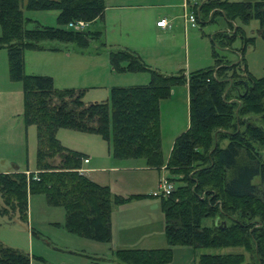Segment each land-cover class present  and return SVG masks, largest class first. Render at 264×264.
Returning a JSON list of instances; mask_svg holds the SVG:
<instances>
[{
	"label": "trees",
	"instance_id": "16d2710c",
	"mask_svg": "<svg viewBox=\"0 0 264 264\" xmlns=\"http://www.w3.org/2000/svg\"><path fill=\"white\" fill-rule=\"evenodd\" d=\"M24 7L58 9L59 25L33 20ZM191 7L200 22L222 14L233 28L210 35L213 65L188 76L184 72L169 75L151 68L134 51L113 50L116 69H148L151 80L113 86L110 100L86 101L83 88H59L51 75L27 73L24 54L27 48H59L47 47L44 40L87 47L101 31L68 24L103 18L105 0H0V48H7L12 77L23 82L24 117L35 124L38 137L35 170L0 171V215L28 221L29 196L42 193L49 204L64 207L70 231L101 241L112 239L114 205L137 195L113 194L110 185L83 172L86 153L58 137V129L69 127L101 134L112 141L117 157H144L152 167L165 165L168 179L175 181L168 195H158L166 215L168 245L118 248L116 264L168 263L174 258L175 245H190L197 251L240 245L250 252L249 263L240 251L201 252L195 264H264V75L250 70L244 53L254 37L235 23L257 18L264 38V0H203ZM30 21L35 22L33 27L27 26ZM239 35L244 43L241 58L225 59L221 50L234 48ZM186 80L190 126L177 136L165 162L160 101L171 95L174 84ZM254 114H260L262 122L253 120ZM207 217L213 222L204 223ZM0 264H31V255L0 241Z\"/></svg>",
	"mask_w": 264,
	"mask_h": 264
},
{
	"label": "rangeland",
	"instance_id": "374dc122",
	"mask_svg": "<svg viewBox=\"0 0 264 264\" xmlns=\"http://www.w3.org/2000/svg\"><path fill=\"white\" fill-rule=\"evenodd\" d=\"M105 2L108 6L104 17L89 22L86 27L101 30V36L92 39L85 48H80L75 42H65L64 45H68L70 50L63 52L27 48L24 54L26 72L51 75L59 88H83L86 101L110 100L113 86L147 84L152 76L148 69H116L111 61L113 50L134 51L153 69L169 75L184 72L188 76L195 69L214 64L210 35L229 28V22L222 14H218L215 20L204 23L198 20L196 26L187 27L184 15L194 11L191 5L196 0H191L192 4L186 8L185 0ZM24 12L42 24L59 25L58 9L24 7ZM160 16L171 19H168L170 27L166 30L156 26ZM235 23L242 26L248 36L254 37L247 43L244 53L250 70L257 76L264 75V38L259 32V20L251 18L244 22L236 19ZM34 24V21H30L27 26L33 27ZM44 42L63 43L59 40ZM243 45L239 35L233 43L234 48L220 50L225 54V59L237 61L241 58L240 48ZM160 118L162 149L167 162L177 136L190 126L188 80L174 84L171 95L161 99ZM253 120L261 121V115L254 114ZM58 137L65 145L91 154L92 161L86 165L99 167L92 174L93 178L110 185L113 194L137 195L125 204L114 205L112 230L120 229L118 240L112 235L111 242L101 241L70 231L65 225L64 207L49 204L46 196L38 193L31 194L29 198L28 221L0 215V241L28 252L31 264H116L115 249L121 239L144 241L148 244L144 246L168 245L162 197L152 195L153 191L159 189L161 180L165 179H159L160 168L148 165L144 157L115 156L112 141L99 133L61 127ZM25 148L28 149V158L20 166L24 170H35L37 128L34 123L25 120L23 82L12 77L7 48H0V152L6 158L0 163V168H13L9 158L20 152L25 155ZM81 170L85 172V167ZM164 172L169 175L167 169ZM169 181L176 186L174 180ZM259 181L260 177L256 176L255 182ZM212 222L213 218L204 220L206 224ZM124 227L128 232L121 230ZM201 249L203 252L217 253L243 251L246 261H251L250 252L240 245Z\"/></svg>",
	"mask_w": 264,
	"mask_h": 264
},
{
	"label": "crops",
	"instance_id": "0c3cea01",
	"mask_svg": "<svg viewBox=\"0 0 264 264\" xmlns=\"http://www.w3.org/2000/svg\"><path fill=\"white\" fill-rule=\"evenodd\" d=\"M196 2H203V0H196ZM191 0H185L184 2V8H186L188 5H191ZM107 3H106V9H107ZM105 9V11H106ZM162 18H166L168 23H169V20H171L170 18H168L167 16H160L158 18L159 19H162ZM169 19V20H168ZM157 20V21H158ZM157 21H156V26L163 29V30H166L167 28L170 27V23L169 25L167 26H160L157 24ZM188 27V26H187ZM186 27V28H187ZM101 31V30H100ZM102 32V31H101ZM44 45H46L47 47H50V46H56V47H59L58 49H49V48H46V50H53V51H69V47L68 45H64V43H50V42H43ZM120 49V48H119ZM12 126H14L13 124H11ZM86 153V152H85ZM86 157L89 158V161H84L83 163V166L85 167V173L87 175H89L90 177H94L92 174L97 170L99 169L98 166H87L86 164H90L91 161H92V156L90 153H86ZM25 158H28V149L25 148V155L23 153H18L16 155H13L11 156L9 159H11L12 163H13V168H10V169H4V168H0V171H16V170H24L21 168L20 166V163L23 162L26 160ZM3 160H6V158L4 157V154H2L0 152V163L3 162ZM152 167V166H151ZM164 169L166 170L167 168L165 167V165H163L162 167H160V173H159V179H162V178H165V179H168V174H165L166 172H164ZM26 171H31V170H26ZM162 177V178H161ZM94 179V178H93ZM96 180V179H95ZM98 181V180H97ZM100 182V181H98ZM102 183V182H100ZM104 184V183H103ZM153 195V193H152ZM31 196V194H30ZM29 196V198H30ZM154 196V195H153ZM133 201V200H132ZM125 204V203H124ZM112 226H113V223H112ZM116 228V227H115ZM117 229V230H116ZM116 229L113 228V236L115 238V240L117 239L118 240V233L120 232V229L117 227ZM122 231L124 232H128L126 231L127 230V227H124V228H121ZM149 236H153V234H148ZM116 240V241H117ZM108 242H111V241H108ZM139 245V246H138ZM144 245H148L146 243H144V241H137V242H132L130 239L129 240H125V239H121L119 240V242L117 243V249L118 248H129L131 246H138V247H155V246H151V245H154V244H150V246H144ZM163 245V244H161ZM116 250V249H115ZM203 252L202 249H199V251H197L196 249H194L192 246L190 245H175L174 246V258L172 261L168 262V263H163V264H195L196 263V258L198 257V254ZM32 260V259H31ZM117 263V262H116Z\"/></svg>",
	"mask_w": 264,
	"mask_h": 264
},
{
	"label": "built area",
	"instance_id": "2783aa9c",
	"mask_svg": "<svg viewBox=\"0 0 264 264\" xmlns=\"http://www.w3.org/2000/svg\"><path fill=\"white\" fill-rule=\"evenodd\" d=\"M185 21H186V26L189 25V26H196L197 25V16H196V13L193 11V12H186L185 15ZM157 24L160 25V26H167L169 25L168 21L166 18H162V19H159L157 21ZM89 25V21H86V20H83V19H79V20H75V21H70L68 26L69 27H72V28H75V29H86V27ZM85 161H89V158L86 157L85 158ZM174 183L172 181H169L168 179H164V180H161L160 184H159V189L158 190H155L153 191V195H168L173 189H174Z\"/></svg>",
	"mask_w": 264,
	"mask_h": 264
},
{
	"label": "water",
	"instance_id": "95a60500",
	"mask_svg": "<svg viewBox=\"0 0 264 264\" xmlns=\"http://www.w3.org/2000/svg\"><path fill=\"white\" fill-rule=\"evenodd\" d=\"M222 224H226V221H223Z\"/></svg>",
	"mask_w": 264,
	"mask_h": 264
}]
</instances>
